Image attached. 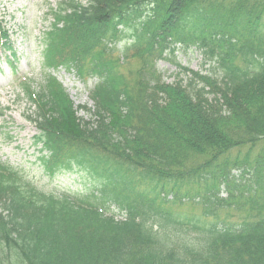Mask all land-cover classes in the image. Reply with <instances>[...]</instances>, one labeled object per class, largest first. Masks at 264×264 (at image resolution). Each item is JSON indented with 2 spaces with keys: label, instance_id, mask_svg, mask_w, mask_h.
I'll use <instances>...</instances> for the list:
<instances>
[{
  "label": "trees",
  "instance_id": "16d2710c",
  "mask_svg": "<svg viewBox=\"0 0 264 264\" xmlns=\"http://www.w3.org/2000/svg\"><path fill=\"white\" fill-rule=\"evenodd\" d=\"M67 2L42 63L97 79L93 107L79 106L94 119L76 118L52 74L21 91L36 109L45 169L77 165L95 186L82 198L45 196L0 165V264H264L259 160L248 198L208 195L231 184L232 149L264 140V0ZM1 37L9 42L0 21ZM174 45L201 50L209 70L162 81L155 61ZM185 196L196 216L167 207ZM112 205L125 217L106 215Z\"/></svg>",
  "mask_w": 264,
  "mask_h": 264
},
{
  "label": "rangeland",
  "instance_id": "374dc122",
  "mask_svg": "<svg viewBox=\"0 0 264 264\" xmlns=\"http://www.w3.org/2000/svg\"><path fill=\"white\" fill-rule=\"evenodd\" d=\"M62 1L65 0H0V21L5 30L11 34L12 43L10 45L13 51L11 56L8 53H0V162L14 167L20 173L23 181H28L43 191L54 195L66 193L69 196L81 198L88 189L90 192L95 186V184L92 185V179L87 176L86 172L75 165L63 168L60 170L61 172L49 176L39 163L41 153L40 145L36 144L37 130L34 124L28 121L34 106L21 91L22 83L25 80L26 83H32L33 87L37 89L38 84L49 73L42 63L43 36L46 29L53 24L52 12L59 7ZM127 39L120 40L117 48H121ZM173 47H175L173 56L167 51L155 61V67L165 83H175L179 79L183 83L186 82L188 76L182 70L183 67L201 73H206L209 70V63L203 64L204 56L201 50L196 47L184 48L180 45ZM52 74L66 88L76 106L92 107L88 93L96 82L95 78L84 83L64 68H56ZM75 115L76 118H81L88 123L89 120L94 119L88 111L76 109ZM227 156L232 163L227 172L231 184L222 183L218 190L213 189L208 194L214 193L210 197L215 204L218 202L215 192L219 199H226L231 193H234L238 197V200H234L239 202L242 197L250 196V190L257 186L256 177L253 174V163L259 160L258 169L260 173L264 172V140L258 141L253 146L245 145L234 148ZM234 161L237 162L236 165ZM130 176H133V172L130 173ZM201 182L204 181L200 178L198 183ZM202 186L204 185L202 184ZM196 188L198 187L192 189ZM200 189L206 191L205 197H207V189L203 187ZM169 191L173 194L171 189L166 188L162 195L168 192V199H172L173 195H170ZM183 192L185 191H179L178 197L181 198ZM199 199L203 201L201 194ZM203 202H206L205 198ZM215 204L213 205L216 206ZM192 205V202L188 201V197L185 196V199L182 198L181 205L168 202L167 207L175 213L193 217L198 213L199 204L196 203L193 207ZM110 208L111 212H106L108 216L113 215L115 219L119 220L125 217V214L120 213L116 207L111 206ZM230 213L234 214V211H230ZM220 215H224L223 211ZM232 220L236 221L237 219Z\"/></svg>",
  "mask_w": 264,
  "mask_h": 264
}]
</instances>
